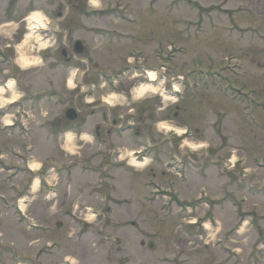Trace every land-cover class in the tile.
I'll return each mask as SVG.
<instances>
[{
	"label": "rangeland",
	"instance_id": "obj_1",
	"mask_svg": "<svg viewBox=\"0 0 264 264\" xmlns=\"http://www.w3.org/2000/svg\"><path fill=\"white\" fill-rule=\"evenodd\" d=\"M96 2L0 0V264H264V0ZM33 13L42 24L30 26ZM106 33L104 63L156 67L154 92L126 99L85 66ZM76 40L84 62L73 60ZM74 73L80 95L66 85ZM93 79L97 92L84 95ZM145 83L130 78L117 90ZM110 95L112 118L135 109L122 120L141 116L138 130L154 145L114 137L110 147L125 161L146 149L143 167H115L96 145L100 118L87 102ZM70 108L78 119L65 118ZM234 156L235 170L220 171ZM87 185L97 198L86 200Z\"/></svg>",
	"mask_w": 264,
	"mask_h": 264
},
{
	"label": "flooded vegetation",
	"instance_id": "obj_2",
	"mask_svg": "<svg viewBox=\"0 0 264 264\" xmlns=\"http://www.w3.org/2000/svg\"><path fill=\"white\" fill-rule=\"evenodd\" d=\"M7 16L9 17V19H12L9 15H7ZM64 19H65V17L62 20H64ZM62 20H60V22ZM106 34H107V36L102 38V41H98V45L93 46V49L96 50V48H98V47H99V49L96 53H94V54L92 53V55H90L89 58L88 57L86 58L88 65L85 62V66L89 67V70L93 68V70L98 73V77L103 78L104 81L106 82L105 85H107V87L109 89L114 91L116 93V95H121V97L123 95L124 97H126V99H130V94L132 91V87H131L132 85L126 86L125 87L126 89L124 92L117 90L118 85L122 84V83L124 84V82L130 78H132V79H134V81H138V82L142 81L144 79L146 80V75H145L146 69L156 70V67L149 66V65L148 66L147 65L129 66L127 68H124L123 71H129L131 69V71H140V73L139 74H131L128 77H125V78L122 77L121 80H118V78H117L118 73H116V72H120V71L122 72V70L119 69L120 67L110 65L111 68H109L108 63H104L103 57H106L107 59H109L107 50H108V45L110 44V42L112 40V37L108 33H106ZM76 41H78V40H76ZM75 42L72 45V50L74 52L73 60L84 62L80 57H78L84 52V47L79 52L75 51ZM104 47H107V48L105 50H103ZM60 53H61L62 57H64V58L66 57V50L65 49H61ZM66 59L69 61L71 60L68 58H66ZM147 61H149V59ZM121 65H122V62H121ZM114 67H115V69H112ZM107 70H111V73L108 74ZM112 72H114V73H112ZM95 84H97L96 79H93L92 82H89V84H87V90H85L86 93L83 92V93H85L84 95H89V96L95 95V93L97 92L96 89L98 88L97 85H95ZM82 85H83V83H82L81 79H78L76 76L75 87H74V89H77L76 94L80 95L82 93V89H81ZM105 85H101V86L98 85V86L104 87ZM100 97H101V99H100L101 103H98L96 105H94L96 100H92L90 102H87V104H90L92 107V111H91L89 117L100 118V120H96L97 122H95L94 126H93L94 138L96 140V145L99 146V148L106 150V152L108 154L109 149H111L110 145L112 143V138L119 131L124 132V133L129 132L130 135H135L140 139L142 136L143 137L142 139H144L145 130H143V129H142V131L138 130V126H137V123H140L142 120L141 116L139 118L134 116V119H132L131 122L129 120H126V121L122 120L124 118V115H126L128 112H131V113L133 112L132 115H136L135 112H137V111L135 109L128 108L126 112L122 113L121 116L118 117L121 120V122H118L116 119L112 118L110 111H108L106 108L105 104H107V103L105 102V100H103L102 96H100ZM154 106H156V105H154ZM101 107H105L106 108L105 111H101L100 110ZM157 110H159V109L157 108ZM78 112L79 111L77 110V118L76 119L79 118ZM85 119L86 118H83L80 121V125H83ZM137 120H138V122H137ZM100 123H102L103 125H101ZM120 127H123V129L120 130ZM178 139L180 141H182L184 139V136L181 138H178ZM144 140L146 141V139H144ZM149 145L154 146L151 142ZM177 147H179V145H177Z\"/></svg>",
	"mask_w": 264,
	"mask_h": 264
},
{
	"label": "bare ground",
	"instance_id": "obj_3",
	"mask_svg": "<svg viewBox=\"0 0 264 264\" xmlns=\"http://www.w3.org/2000/svg\"><path fill=\"white\" fill-rule=\"evenodd\" d=\"M40 20H41V18L38 16L37 13L31 14V16L28 19L31 27H34L36 25H39L41 23ZM18 61L20 63L29 65V62L27 63V61H24L20 57L18 58ZM147 77H148V81L149 82H154L155 81V72L148 70ZM72 85H73L72 78H69V80H68V87L71 88ZM155 87L156 86L150 85L148 83L141 84L138 88L132 90L133 97L136 98V99H141L145 95L146 92H148V91L154 92ZM172 89H173V91H177V86L176 85H173ZM162 95L166 96V93L163 92ZM112 97H113L112 95L108 96V99L105 102L109 104L110 103V100L109 99L112 98ZM158 127L159 128H162V129H167V130L171 129L170 127L165 126L162 123L158 124ZM171 130H174V129H171ZM174 131L177 134H180V135H183L184 134V132L181 131V130H174ZM66 139L68 141L69 140V136H67ZM191 148H195V147L194 146H191ZM232 159H235V157L231 158V160ZM131 165L134 166V167H141V166H143V161L140 162V161H135L134 160V162H132Z\"/></svg>",
	"mask_w": 264,
	"mask_h": 264
},
{
	"label": "water",
	"instance_id": "obj_4",
	"mask_svg": "<svg viewBox=\"0 0 264 264\" xmlns=\"http://www.w3.org/2000/svg\"><path fill=\"white\" fill-rule=\"evenodd\" d=\"M82 49V45L80 42L75 43V51H80ZM65 116L68 120H74L76 118V112L74 109H68L65 113ZM149 248L152 247V244H149Z\"/></svg>",
	"mask_w": 264,
	"mask_h": 264
},
{
	"label": "clouds",
	"instance_id": "obj_5",
	"mask_svg": "<svg viewBox=\"0 0 264 264\" xmlns=\"http://www.w3.org/2000/svg\"><path fill=\"white\" fill-rule=\"evenodd\" d=\"M92 7H100V5L96 2V0H89Z\"/></svg>",
	"mask_w": 264,
	"mask_h": 264
}]
</instances>
